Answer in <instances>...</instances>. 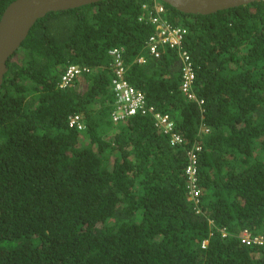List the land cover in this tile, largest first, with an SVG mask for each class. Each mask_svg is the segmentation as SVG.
I'll list each match as a JSON object with an SVG mask.
<instances>
[{
  "label": "trees",
  "instance_id": "16d2710c",
  "mask_svg": "<svg viewBox=\"0 0 264 264\" xmlns=\"http://www.w3.org/2000/svg\"><path fill=\"white\" fill-rule=\"evenodd\" d=\"M10 1L0 0V15ZM151 2L48 12L6 60L0 264H264V240H241L264 236V0L208 14L161 2L186 31L192 100L176 51L145 47ZM115 47L152 110L113 121ZM70 64L90 71L59 87ZM75 114L81 130L68 125ZM189 152L197 203L187 199Z\"/></svg>",
  "mask_w": 264,
  "mask_h": 264
},
{
  "label": "built area",
  "instance_id": "2783aa9c",
  "mask_svg": "<svg viewBox=\"0 0 264 264\" xmlns=\"http://www.w3.org/2000/svg\"><path fill=\"white\" fill-rule=\"evenodd\" d=\"M144 7L146 5L144 4ZM149 11V20L154 25L155 32L151 34L146 42L145 47L149 54L158 57L161 55L164 47L172 48L176 51L180 63L181 72V91L185 95V99H196L191 86L194 79V68L190 55L186 48H184L183 39L186 34L184 28L172 24L165 17V8L161 1L152 0ZM111 56V61L108 66L112 71L111 85L115 96L114 108L111 112L113 121L120 120L127 115L134 114L137 111L144 113L152 110V107H145L143 94L131 86L124 78V64L122 61V48L115 47L108 51ZM137 61H144V56L137 57ZM90 68L87 66H80L78 64L68 65L58 80L59 87L69 86L73 79L84 72H89ZM157 118V125L163 127L164 132H171L170 142L178 143L181 138L176 133L172 132V124L167 120V116H160L155 113ZM68 125L76 126L77 129L83 128L78 115H70L68 117ZM198 148V147H197ZM190 163L186 167L188 174V191L187 199L198 202L199 189L196 186L195 169H194V153L189 152ZM244 243L262 242L264 236L250 237L247 233H243L242 239Z\"/></svg>",
  "mask_w": 264,
  "mask_h": 264
},
{
  "label": "water",
  "instance_id": "95a60500",
  "mask_svg": "<svg viewBox=\"0 0 264 264\" xmlns=\"http://www.w3.org/2000/svg\"><path fill=\"white\" fill-rule=\"evenodd\" d=\"M100 0H12L0 15V87L7 70L6 60L20 46L34 22L51 11L79 7ZM176 10L208 14L220 9L259 0H159Z\"/></svg>",
  "mask_w": 264,
  "mask_h": 264
},
{
  "label": "rangeland",
  "instance_id": "374dc122",
  "mask_svg": "<svg viewBox=\"0 0 264 264\" xmlns=\"http://www.w3.org/2000/svg\"><path fill=\"white\" fill-rule=\"evenodd\" d=\"M204 128V126H201V129H203Z\"/></svg>",
  "mask_w": 264,
  "mask_h": 264
}]
</instances>
